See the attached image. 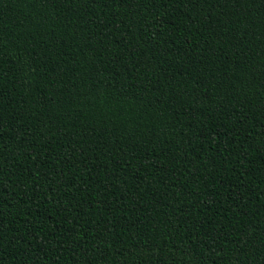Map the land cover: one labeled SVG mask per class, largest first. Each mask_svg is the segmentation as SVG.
<instances>
[{
  "label": "trees",
  "instance_id": "16d2710c",
  "mask_svg": "<svg viewBox=\"0 0 264 264\" xmlns=\"http://www.w3.org/2000/svg\"><path fill=\"white\" fill-rule=\"evenodd\" d=\"M0 264H264V0H0Z\"/></svg>",
  "mask_w": 264,
  "mask_h": 264
}]
</instances>
